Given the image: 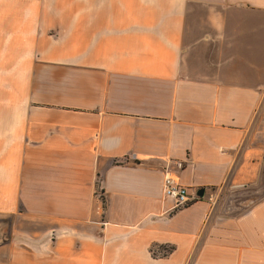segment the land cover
Instances as JSON below:
<instances>
[{
    "label": "crops",
    "instance_id": "0c3cea01",
    "mask_svg": "<svg viewBox=\"0 0 264 264\" xmlns=\"http://www.w3.org/2000/svg\"><path fill=\"white\" fill-rule=\"evenodd\" d=\"M0 264H264V0H0Z\"/></svg>",
    "mask_w": 264,
    "mask_h": 264
},
{
    "label": "built area",
    "instance_id": "2783aa9c",
    "mask_svg": "<svg viewBox=\"0 0 264 264\" xmlns=\"http://www.w3.org/2000/svg\"><path fill=\"white\" fill-rule=\"evenodd\" d=\"M163 195L172 198V210L174 211L187 207L193 201L188 193V188L180 184L172 173H166L164 176Z\"/></svg>",
    "mask_w": 264,
    "mask_h": 264
},
{
    "label": "rangeland",
    "instance_id": "374dc122",
    "mask_svg": "<svg viewBox=\"0 0 264 264\" xmlns=\"http://www.w3.org/2000/svg\"><path fill=\"white\" fill-rule=\"evenodd\" d=\"M257 189L255 188H251L249 189L248 191H243V192H239V193H232L231 196L228 197L227 201L229 200H233L234 198L236 197H239V196H252L253 199L256 198H260L262 196V192L261 193H256Z\"/></svg>",
    "mask_w": 264,
    "mask_h": 264
},
{
    "label": "trees",
    "instance_id": "16d2710c",
    "mask_svg": "<svg viewBox=\"0 0 264 264\" xmlns=\"http://www.w3.org/2000/svg\"><path fill=\"white\" fill-rule=\"evenodd\" d=\"M159 249L165 251L163 254H161L162 257H165L166 255H168L170 252L173 251V247H165V246H162ZM154 255H156L155 252H154Z\"/></svg>",
    "mask_w": 264,
    "mask_h": 264
},
{
    "label": "water",
    "instance_id": "95a60500",
    "mask_svg": "<svg viewBox=\"0 0 264 264\" xmlns=\"http://www.w3.org/2000/svg\"><path fill=\"white\" fill-rule=\"evenodd\" d=\"M200 195H202V192L200 193Z\"/></svg>",
    "mask_w": 264,
    "mask_h": 264
}]
</instances>
